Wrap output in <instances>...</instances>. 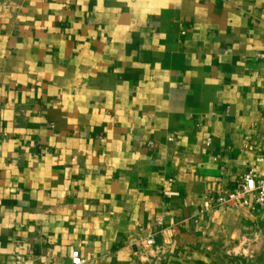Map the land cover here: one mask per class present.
I'll list each match as a JSON object with an SVG mask.
<instances>
[{
    "label": "crops",
    "instance_id": "0c3cea01",
    "mask_svg": "<svg viewBox=\"0 0 264 264\" xmlns=\"http://www.w3.org/2000/svg\"><path fill=\"white\" fill-rule=\"evenodd\" d=\"M261 55L264 0H0V264L264 246V208L206 209L264 176Z\"/></svg>",
    "mask_w": 264,
    "mask_h": 264
},
{
    "label": "built area",
    "instance_id": "2783aa9c",
    "mask_svg": "<svg viewBox=\"0 0 264 264\" xmlns=\"http://www.w3.org/2000/svg\"><path fill=\"white\" fill-rule=\"evenodd\" d=\"M264 58V55H261ZM249 149L251 147L246 145ZM262 161V160H259ZM246 208L255 210L256 208H264V176L259 177L251 168L244 175L243 179L229 191H219L211 195L206 209L221 210L225 208ZM162 219L156 220V225L162 227ZM158 233H151L145 239V247L149 250H155L157 247ZM71 264H83L78 251H72ZM15 264H27L26 260L17 256Z\"/></svg>",
    "mask_w": 264,
    "mask_h": 264
},
{
    "label": "rangeland",
    "instance_id": "374dc122",
    "mask_svg": "<svg viewBox=\"0 0 264 264\" xmlns=\"http://www.w3.org/2000/svg\"><path fill=\"white\" fill-rule=\"evenodd\" d=\"M245 249L248 250L246 254L238 253L237 256L231 253V249L227 252L231 254L228 258H231L232 264H264V246H260V249Z\"/></svg>",
    "mask_w": 264,
    "mask_h": 264
}]
</instances>
